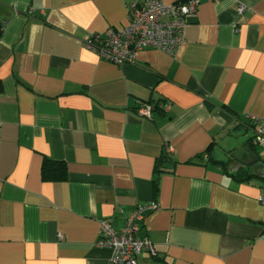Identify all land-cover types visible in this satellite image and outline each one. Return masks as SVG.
Here are the masks:
<instances>
[{
  "label": "crops",
  "instance_id": "1",
  "mask_svg": "<svg viewBox=\"0 0 264 264\" xmlns=\"http://www.w3.org/2000/svg\"><path fill=\"white\" fill-rule=\"evenodd\" d=\"M144 1L0 0V264H107L100 222L118 232L148 204L137 235L155 255L138 263L264 264V173L229 158L248 147L264 166V141L247 144L264 116V0H198L174 56L116 66L82 46ZM141 103L170 109L145 120ZM44 160L64 180H43Z\"/></svg>",
  "mask_w": 264,
  "mask_h": 264
},
{
  "label": "built area",
  "instance_id": "2",
  "mask_svg": "<svg viewBox=\"0 0 264 264\" xmlns=\"http://www.w3.org/2000/svg\"><path fill=\"white\" fill-rule=\"evenodd\" d=\"M197 7L198 0H179L173 4H165L161 0H146L142 4L130 6L127 25L123 29L88 36L83 40L82 46L99 59L116 66L132 63L135 54L143 49H153L174 56L183 43L186 20L195 14ZM241 10L240 7L238 11ZM153 109L168 113L170 106L158 103L153 108L141 103L135 108V114L149 120ZM249 122L253 126L252 145L263 144L264 116L250 117ZM165 152L169 155L172 149L167 147ZM261 203L264 205V202ZM156 208L155 204L135 208L118 232L113 231L107 223L100 222L95 245L110 251L107 264H140L136 260L140 253L155 255L152 244L139 237L137 232L145 213Z\"/></svg>",
  "mask_w": 264,
  "mask_h": 264
},
{
  "label": "water",
  "instance_id": "3",
  "mask_svg": "<svg viewBox=\"0 0 264 264\" xmlns=\"http://www.w3.org/2000/svg\"><path fill=\"white\" fill-rule=\"evenodd\" d=\"M210 158L214 163L227 164L228 157L221 153L218 149H213L210 153ZM229 158L237 161L245 167H250L252 171L259 170L264 173V166L257 162L256 157L253 156L248 147H241L229 155Z\"/></svg>",
  "mask_w": 264,
  "mask_h": 264
},
{
  "label": "trees",
  "instance_id": "4",
  "mask_svg": "<svg viewBox=\"0 0 264 264\" xmlns=\"http://www.w3.org/2000/svg\"><path fill=\"white\" fill-rule=\"evenodd\" d=\"M156 105L153 106V108H155ZM251 127L253 128V126L251 125ZM253 139V133L250 139H248L247 144L252 147V141ZM161 159L164 160H168L169 158L167 156H165L164 154L161 156ZM198 160H200V158H196ZM41 178L43 180L46 181H62L64 180V176H65V169L63 167V165L61 163L58 162H52V161H48V160H44L41 166Z\"/></svg>",
  "mask_w": 264,
  "mask_h": 264
}]
</instances>
